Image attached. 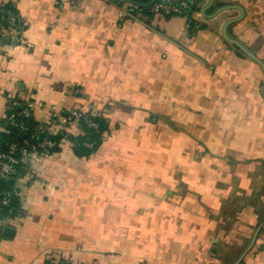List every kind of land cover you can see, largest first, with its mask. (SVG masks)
Returning <instances> with one entry per match:
<instances>
[{
  "label": "crops",
  "instance_id": "obj_1",
  "mask_svg": "<svg viewBox=\"0 0 264 264\" xmlns=\"http://www.w3.org/2000/svg\"><path fill=\"white\" fill-rule=\"evenodd\" d=\"M9 1L26 23L0 56V118L23 97L54 133L82 132L51 123L52 107L109 128L89 156L63 138L21 159L0 264H235L220 236L247 238L264 202V67L222 34L241 12L207 18L200 0L195 29L183 16H123L125 1ZM221 5L242 7L228 34L264 61V0H214L207 13ZM232 175L239 203H255L234 236L219 227ZM263 244L264 233L238 264H264Z\"/></svg>",
  "mask_w": 264,
  "mask_h": 264
},
{
  "label": "built area",
  "instance_id": "obj_2",
  "mask_svg": "<svg viewBox=\"0 0 264 264\" xmlns=\"http://www.w3.org/2000/svg\"><path fill=\"white\" fill-rule=\"evenodd\" d=\"M194 0H154L150 5V13L164 16H183L188 23L194 22L195 29L200 28V24L195 20L196 12H192ZM137 8L133 3H126L124 5L121 15H129ZM26 20L10 4L9 0H0V56H5L8 49H10L14 42L20 39ZM41 103L35 100H26L24 103L15 99L8 100V108L15 110L21 108V114L24 117L33 116L37 107H41ZM83 119L89 127L97 128L98 124L87 114V112L80 109L73 108L70 111L51 108V123L64 124L72 119ZM10 125L18 127L20 132L26 130L24 122L16 120V113L12 112L8 117ZM44 134L40 139V135ZM51 134L47 124L39 122L32 131L31 141L33 149L46 150L57 146V142L49 137ZM38 139V140H37ZM37 140V141H36ZM29 145L20 144L17 142L8 143L6 147L0 151V222L6 223L9 221L12 213V204L15 196L14 189L6 182L10 181L17 173L21 159L29 152ZM86 146H91L90 143H85Z\"/></svg>",
  "mask_w": 264,
  "mask_h": 264
},
{
  "label": "trees",
  "instance_id": "obj_3",
  "mask_svg": "<svg viewBox=\"0 0 264 264\" xmlns=\"http://www.w3.org/2000/svg\"><path fill=\"white\" fill-rule=\"evenodd\" d=\"M117 1L122 3L123 0H117ZM135 1L138 2L139 4H134L137 6V8L134 11H132V14H136V12H138L139 10L143 11L144 13L150 14V5L147 4L151 0H135ZM194 2L195 3L193 5L192 12H198L200 9V0H194ZM189 25L191 28H195L193 26L194 22H191V24ZM11 99L18 100L20 101V103H24L26 100H31V99H25L23 97H13ZM20 110L21 108L18 107L13 111L9 109L7 106V112L5 118H0V151L3 150L8 143L17 142L20 144H26L27 146L29 145V143H31V141H35L36 137L31 139V135L34 127L38 125L39 121L35 119L34 114L31 117H24L20 113L21 112ZM12 112L16 113V120L18 122H24L26 127L25 131L20 132L18 127H14L10 125L8 117ZM87 114H89V116L98 124L97 128L87 126V124L81 118L75 120L72 119L68 123H64L65 125L67 124L73 126L77 125L80 131L82 132L81 134H77V135L69 133V131H64V129H60L54 133L51 126L47 125L51 132V134H49V137H51L53 140L57 142V146L46 150H41V149H34V150L39 153H48V152L56 151L60 147L63 138H67L71 141L74 151L78 156H89L91 153L95 152L103 143L105 132L108 131L109 128V123L107 119L102 115H95L91 112H87ZM1 127L4 128L5 130L4 129L2 130ZM42 136H44V134L40 135L38 139H40ZM85 143H90L91 146L88 147L85 145ZM29 147L30 149H33L32 145H29ZM20 165L21 163L19 164V167ZM12 180L13 179L6 182V184L12 186ZM17 203H18L17 198L16 196H14L11 215L16 214L18 208Z\"/></svg>",
  "mask_w": 264,
  "mask_h": 264
},
{
  "label": "rangeland",
  "instance_id": "obj_4",
  "mask_svg": "<svg viewBox=\"0 0 264 264\" xmlns=\"http://www.w3.org/2000/svg\"><path fill=\"white\" fill-rule=\"evenodd\" d=\"M232 178L234 180L231 183L232 184L231 185L232 186V189L230 191L231 194H230L229 199H228L229 202H225L224 203V206H222L223 208L221 209V213L222 214H225L226 213L228 215V218L226 219L225 223H222V224L220 223L219 224V227L225 229L226 232H230V234L232 236H234L231 233L232 227L234 225L238 226V225L241 224L242 226H245V225H248L249 224L248 221L240 220V218L237 217L238 214L239 213H242V214L243 213H247V214H249V212L252 211L253 206H254L255 203L253 201H252V203L251 202H247L246 205H241L239 203L240 196H238L235 191H240L242 189L239 188L240 186H238V184H237L238 183V179L236 178V176L232 175ZM221 185L222 186H219L220 188L223 187V186L224 187H227V188L230 187V186H227L225 183H223ZM257 190L258 191H260V190L262 191L261 188H257ZM256 195L257 194H255V196ZM257 198L264 199V192L262 191L261 194H258V197ZM258 208L260 209L259 211H260V214L262 216H260L258 218L256 224H253L251 226V233L248 235L247 238H243L241 241L236 240L234 244H232V245L229 246L228 243L231 242L230 241V238L231 237H230L229 233H226L225 235L220 236V238H221L220 244L224 248L225 247L227 248V249H223V251L221 252L223 257H227V258L229 257L231 259H237V258H239L242 255V253L251 245V242H252L255 234H257V235H256V238H255V241H254L253 245H255L256 241L264 233V202H262L259 205ZM239 209H241V210L239 211ZM215 220L218 221V222H220L222 220V218L220 219V221H219V218H216ZM257 229H258V232H257ZM233 241H234V239H233ZM253 245L251 247H253ZM249 250L247 252H249ZM245 255H244V257H245Z\"/></svg>",
  "mask_w": 264,
  "mask_h": 264
},
{
  "label": "water",
  "instance_id": "obj_5",
  "mask_svg": "<svg viewBox=\"0 0 264 264\" xmlns=\"http://www.w3.org/2000/svg\"><path fill=\"white\" fill-rule=\"evenodd\" d=\"M126 3H133V4H139L138 2H136L135 0H123ZM154 2V0H151L147 5H151ZM214 3V0H208V3L205 4L202 8H201V13L207 17V18H213L216 15H218L219 13L226 11V10H230V9H238L241 14L237 17H230L229 19H227V21L225 22L223 29H222V34L224 36V38L226 40H228L230 43H232L233 45L237 46L239 49H241L246 55H248L249 57H251L253 60H255L257 63H259L260 65H262L264 67V61L261 60L259 57H257L253 52H251L247 47H245L243 44H241L239 41L231 38L228 34V29L229 26L232 25L235 22L240 21L243 16H244V10L242 9V7L238 6V5H221L220 7H218L212 14H208L207 10H209L212 5ZM14 229L10 226H4L3 227V236L5 237H11L13 235ZM258 232V229H257ZM256 235L254 236L251 245L242 253V255L237 259V261L235 262V264H238L243 258L244 255L246 254V252L250 249V247L253 245Z\"/></svg>",
  "mask_w": 264,
  "mask_h": 264
}]
</instances>
